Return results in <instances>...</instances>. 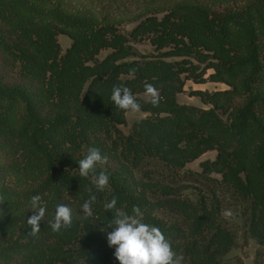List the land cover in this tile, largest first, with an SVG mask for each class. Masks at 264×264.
<instances>
[{
	"label": "trees",
	"instance_id": "obj_1",
	"mask_svg": "<svg viewBox=\"0 0 264 264\" xmlns=\"http://www.w3.org/2000/svg\"><path fill=\"white\" fill-rule=\"evenodd\" d=\"M188 82L225 87L190 89L202 107L179 102ZM114 85L146 113L127 134ZM90 147L108 158L95 220L81 210L95 187L78 174ZM208 152L200 171L187 167ZM183 180L196 199L183 196ZM33 195L46 216L29 236ZM0 196V264H119L104 208L113 198L129 214L138 206L183 264H234L225 255L238 230L264 247V0H0ZM59 204L73 223L54 233Z\"/></svg>",
	"mask_w": 264,
	"mask_h": 264
},
{
	"label": "clouds",
	"instance_id": "obj_2",
	"mask_svg": "<svg viewBox=\"0 0 264 264\" xmlns=\"http://www.w3.org/2000/svg\"><path fill=\"white\" fill-rule=\"evenodd\" d=\"M135 71L132 69L129 75L134 76ZM144 96L154 107L159 106L161 99L159 90L152 83H144ZM110 99L117 110L130 114L141 112V104L126 86L114 85ZM107 160V156L102 155L100 149L90 147L86 155L78 161L79 176L91 177V184L95 187V192L92 187L86 189L88 198L81 204L85 219H99L94 216L93 205L97 203L96 193L108 188L109 176L104 171L97 173V168L107 164ZM3 202H5L4 197L0 196V204ZM116 205L117 200L113 198L104 205V208L114 213V219L110 222L113 230L108 233L107 240L109 246L115 248L114 257L119 264H183V255L173 248L172 243L158 226L143 221V213L138 206H134L129 214L117 208ZM29 208L34 214L27 219V225L31 229L28 235L36 236L41 231L40 222L46 216V205L40 195H33L30 198ZM233 215L231 209L222 212L225 219H230ZM72 223V209L65 204L57 205L53 218L48 221L54 233L70 228Z\"/></svg>",
	"mask_w": 264,
	"mask_h": 264
},
{
	"label": "rangeland",
	"instance_id": "obj_3",
	"mask_svg": "<svg viewBox=\"0 0 264 264\" xmlns=\"http://www.w3.org/2000/svg\"><path fill=\"white\" fill-rule=\"evenodd\" d=\"M60 42L62 43V46L63 48L65 49L70 43H71V40L68 36L66 35H61L60 36ZM140 48L143 50V51H148V47L146 45H140ZM106 51H104L102 53L101 56H103L105 54ZM225 85L223 84H215V83H206V84H194L192 82H188L187 83V86H186V89L187 91L183 94H180L179 97H178V100L179 102H182V103H187V104H196V105H199V106H202L204 107V105L201 103V101L199 100V98L195 97V96H190L188 94L189 90L190 89H196V88H201V89H207V90H214L216 88H224ZM143 97L145 99H147L144 94H143ZM128 116V123L127 125H121L120 128L122 129V131L124 133H128L129 130H130V127L132 125V123L139 119V118H142V117H145L146 116V113H137V114H130L128 113L127 114ZM216 153L215 152H208L206 154H204L201 158H199L197 161L195 162H192L190 163L187 167L190 169V170H193V171H200L201 168H200V162L202 160H205L207 158H211L213 159L215 157ZM185 182V184H183V187H182V193H183V196L185 197H189L190 199H196V191H197V188L198 186H195L194 183L195 182H191V181H187V180H183ZM197 185V184H196ZM227 209H231L232 208H227ZM227 221L230 223V224H233L236 225V222H237V219L234 217L230 218V219H227ZM238 234H239V238H238V244L233 247L226 255H225V259L234 263V264H237V263H243V264H256V260H257V255L259 253V250H260V254H261V257H262V261L264 263V247H261L258 242L254 239V238H251L249 237L247 234H245V232H243L242 230H238Z\"/></svg>",
	"mask_w": 264,
	"mask_h": 264
}]
</instances>
